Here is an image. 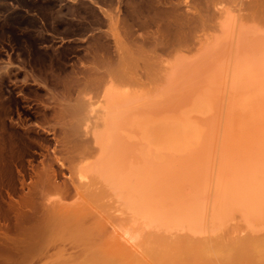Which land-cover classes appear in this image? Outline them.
<instances>
[{"label": "bare ground", "instance_id": "bare-ground-1", "mask_svg": "<svg viewBox=\"0 0 264 264\" xmlns=\"http://www.w3.org/2000/svg\"><path fill=\"white\" fill-rule=\"evenodd\" d=\"M94 1L103 18L77 7L41 39L36 18L8 22L23 0H0V231L28 250L137 256L142 236L159 262L264 264V0ZM140 37L161 67L133 76L119 45Z\"/></svg>", "mask_w": 264, "mask_h": 264}, {"label": "rangeland", "instance_id": "rangeland-1", "mask_svg": "<svg viewBox=\"0 0 264 264\" xmlns=\"http://www.w3.org/2000/svg\"><path fill=\"white\" fill-rule=\"evenodd\" d=\"M24 2V5L23 4H14L13 2H9L8 4L10 5V6H12V7H14V8H16V10H20V11H22V14H17L16 16H14V17H10V19H9V23L10 24H12V25H17L18 23H22V22H25L26 20H31L30 22H32V23H34L35 21H32L33 19L32 18H36L37 19V21L38 22H36V24H37V27H39V32L38 33H40V34H38V37H40L41 39L43 38V39H55L56 37L54 36V33L52 32V28H54V25H56V24H58V23H61V24H63V27L64 26H67V23L70 21V20H72L73 18H72V13H70V12H72L73 10L72 9H75V8H77V7H88V6H90V7H92V8H95L96 9V11H98L97 13H98V18L101 16L102 18H103V14H104V12L107 10V9H105V7H103V6H100V5H98L94 0H23ZM50 2L51 4H53L52 5V9H51V11H49L48 13L47 12H43V10L42 9H40L39 8V6L42 4V3H44V2ZM146 1H148V2H151L150 0H146ZM136 2H139V3H133V4H136L135 5V7H137V4H138V6H140V5H144L145 3V0H136ZM3 2H0V5L2 4ZM39 3H40V5H39ZM82 3V4H81ZM180 3H181V1H180ZM180 3L179 2H177L176 4H178L179 6L177 7L176 6V10H177V12H178V10H179V12H182L183 10H184V5L181 3V6H180ZM81 5V6H80ZM132 5V4H131ZM264 5V4H263ZM184 6V7H183ZM134 6L133 7H131V6H129V7H127V11L128 12H130V11H132V8H135ZM39 8V9H38ZM112 8V7H111ZM113 8H115V7H113ZM128 8H130L129 10H128ZM41 10V11H40ZM122 10V9H121ZM115 13H116V11L115 10H113ZM113 11H111V14L113 13L114 14V12ZM121 12V11H120ZM178 12V13H179ZM184 12V11H183ZM24 13H26L27 15H29L28 17H27V15L26 14H24ZM42 13V15L44 14V15H46L47 14V16L49 17L48 18V20H46L43 16H41L40 14ZM49 14V15H48ZM112 14V15H113ZM179 14H181V13H179ZM103 15V16H102ZM119 15H121V13H119ZM35 16V17H34ZM32 17V18H31ZM121 18H123V17H125L124 15H121L120 16ZM1 18H4V17H2V14L0 13V21H2L3 22V19H1ZM24 18V19H23ZM107 19H108V17H106ZM120 18V19H121ZM125 19V18H124ZM124 19H122V21H120V25H121V27L123 26V24L124 23H122V22H124ZM128 19V18H127ZM23 20V21H22ZM2 22H0V23H2ZM35 24V25H36ZM66 24V25H65ZM46 28V29H45ZM65 28V27H64ZM43 29V30H42ZM45 30V31H44ZM119 30V29H118ZM41 31V32H40ZM122 31V30H121ZM52 37H54V38H52ZM142 38V39H141ZM125 40V39H124ZM122 41V43H120V48H119V50H120V52H119V56L121 55V59H120V57H119V64L121 65V68H122V70H123V68H124V70L126 69V71H124L125 73H127L128 74V70L130 69H132L133 70V73H132V71H131V75H136L137 73H138V75L140 74V73H144L147 69V67H149L148 68V70L146 71V72H148V73H150V71H151V73H155L157 70L159 71V67H161V65H160V61L158 60H153L152 59V57H154L155 55L153 54V55H151L153 52L151 51V50H154V49H152V48H154V45H153V47H151V43H149V41H151L149 38L147 39H145L144 40V38L143 37H140V38H138V40L135 38V39H130V40H125V41ZM146 40H149V41H146ZM153 41V40H152ZM122 44V45H121ZM66 52H68V54L69 53H71V51H69V50H67ZM152 52V53H151ZM152 56V57H151ZM162 56H165V55H162ZM164 58H166L167 59V57H164ZM164 58H162V60H166V59H164ZM169 59V58H168ZM172 60H173V58H171ZM1 60H2V62H6V60H7V58L4 56V55H1ZM172 60H171V62H172ZM147 62H149V63H147ZM174 62V61H173ZM147 63V64H146ZM153 66H152V65ZM157 64V65H156ZM120 65H119V70H120ZM149 65V66H148ZM156 65V66H155ZM160 65V66H159ZM155 66V67H154ZM157 66H159V67H157ZM144 68V69H143ZM128 69V70H127ZM151 69V70H150ZM155 69V70H154ZM121 70V71H122ZM129 70V71H130ZM141 70V71H140ZM145 70V71H144ZM152 70H154V71H152ZM122 73H123V71H122ZM137 76V75H136ZM17 77L19 78L18 80H23L24 78H25V74H23V73H20V74H18L17 75ZM240 228V227H239ZM4 231V232H3ZM9 232V233H8ZM18 233H20V234H18ZM11 232V231H6V230H1L0 231V241L1 242H3V243H6V244H12L11 246L12 247H10V248H8V249H0V264H86L88 261H90V263L91 264H100L101 262H104V261H102V260H109V257L110 258H112V257H114V255L113 254H115L116 252L114 251V253H113V251H111V250H105L104 252H106V251H108V252H110V254H112V257H111V255L109 254V253H104V252H102L99 248H93V250L92 249H84V252L83 251H81V250H83V249H81L80 251H79V248H72V249H66V248H52L51 250H50V248H49V251H46V249H44V251L41 249H29L28 250V248H23L21 245H19L22 241H26V242H29V240H31L32 238L31 237H29V238H31V239H29L27 236H29V235H25V236H22L23 234V232ZM141 234H143V238H145L144 237V233L143 232H140ZM237 233V232H236ZM235 233V234H236ZM245 232H243V234H244ZM136 234H137V232H136ZM146 234V233H145ZM242 234V233H241ZM240 234V235H241ZM147 235H151V234H148L147 233ZM146 235V236H147ZM138 236V235H137ZM7 237V238H6ZM138 237H140V235L138 236ZM142 237V236H141ZM141 237H140V239L139 238H137V239H139L140 240V242H139V244H140V246L138 245V248H136V246L133 244V247L135 248V252L137 253V252H139V253H137L136 255L137 256H134V255H131L130 253H128V252H122V251H117V255L118 256H120L119 258L122 260V261H120V262H118L117 260H116V264H169L170 262H168L167 263V261H165L164 262V260H163V262L160 260V262H159V260H157L156 258V260L154 259V256H149V255H151V253L150 252H152V251H150L148 254H146V252L145 251H143L145 248V250H148L149 248H152V247H154L153 245H152V243L154 242V238L152 239V241H151V239H150V241L152 242V243H148V244H146L147 243V239L146 240H144L143 238H142V240H144L145 241V244H144V241H141ZM153 236L151 235V238H152ZM136 239V240H137ZM33 240H34V238H33ZM135 240V239H134ZM5 241V242H4ZM134 242H136V241H134ZM141 242H142V244H144V245H142L141 244ZM149 242V241H148ZM15 243V244H14ZM136 243H138V242H136ZM14 244V245H13ZM18 244V245H17ZM152 246H150V245ZM154 244V243H153ZM141 245L144 247V249H143V247H142V249H139V247L141 248ZM146 245V246H145ZM155 245V244H154ZM18 246H20V247H18ZM148 247V248H147ZM18 248V249H17ZM97 250V251H99V252H97V251H95V252H97L96 253V255L95 256H92V255H94L95 254V252H93L92 253V251H94V250ZM48 250V249H47ZM63 250H65V251H63ZM72 250V251H71ZM88 250V251H87ZM90 250V251H89ZM140 250V251H139ZM87 251V252H86ZM100 251H101V253H100ZM149 251V250H148ZM69 252V253H68ZM78 252V253H77ZM112 252V253H111ZM143 252H145V253H143ZM89 253V254H88ZM107 254V255H106ZM140 254V255H139ZM153 254V253H152ZM71 255V256H70ZM109 255V256H108ZM90 256V257H89ZM92 256V257H91ZM101 256V257H100ZM108 258H107V257ZM130 256H131V259H132V261H129L128 263H126L128 260H126L125 258L127 257V258H130ZM106 257V259H104ZM133 257V258H132ZM136 257H137V260H139V261H135V259H136ZM89 258V259H88ZM94 258V259H93ZM118 258V257H117ZM140 258V259H139ZM113 259V258H112ZM112 259H111V261H112ZM93 262H92V261ZM100 260H101V262H100ZM184 260V259H183ZM247 260V259H246ZM246 260L245 261H242V262H234V264H240V263H242L243 264V262H244V264H250V261H248L247 260V262H246ZM211 261V260H210ZM213 261V260H212ZM122 262V263H121ZM135 262V263H134ZM187 262H188V264H196V262H192V261H184V263H183V261L181 262V263H179V264H187ZM191 262V263H190ZM249 262V263H248ZM89 263V262H88ZM87 263V264H88ZM105 264H106V262H104ZM113 263H115V260H114V262H111L110 264H113ZM230 263V262H229ZM228 263V264H229ZM107 264H109V263H107ZM170 264H172V263H170ZM215 264H227V263H215Z\"/></svg>", "mask_w": 264, "mask_h": 264}]
</instances>
